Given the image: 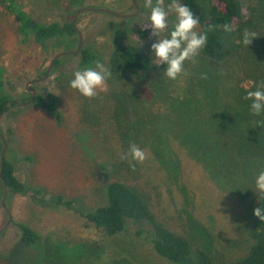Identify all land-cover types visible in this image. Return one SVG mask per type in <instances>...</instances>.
Masks as SVG:
<instances>
[{
	"label": "rangeland",
	"instance_id": "rangeland-1",
	"mask_svg": "<svg viewBox=\"0 0 264 264\" xmlns=\"http://www.w3.org/2000/svg\"><path fill=\"white\" fill-rule=\"evenodd\" d=\"M168 1L170 3V0H165V6ZM135 2L138 12L128 19L106 13L77 12L84 8H94L130 15L135 13L130 0H81L79 3L76 0H17L23 10L38 22H75V28L82 37L81 49L95 52L98 56L110 51L114 42H130L132 34L129 28L139 27L143 23L150 24V9L144 7V0ZM168 21V28L164 32L142 42L143 48L152 57L151 44L156 39L168 36L175 23V16L170 14ZM78 46L77 34L65 45L46 52L32 41L21 43L13 18L0 8V68L3 70L5 90L11 99L6 106L8 109L0 118V134L7 144L4 157L13 164L14 175L24 187L43 192V195L38 196L33 193L6 195L4 204L10 222L0 234V264H45L47 248L51 254L53 252L51 257L57 259L58 264H168L141 240L125 235L107 238L81 216V212L101 203V181L95 175L94 166L106 157L108 149L114 147L115 142L101 140L94 126L82 120L81 110L85 97L70 87L73 73L86 68L80 67V53L59 58L58 66H52L46 80L31 84L28 91L25 89L26 83L45 75L55 55L76 50ZM203 65L206 63L186 60L184 70L187 75L181 74L171 80L163 73L136 88L133 94L136 101L145 106V111L152 112L156 126L170 104L167 99L187 97L203 101L202 86L198 84V69ZM244 67V63L231 62L221 68L222 75L218 78L216 88V91H221V97H224L223 90L230 89L227 86L245 91L252 87V80L242 71ZM32 89L38 94L45 91V94L49 93L55 98L57 115L33 103L22 106L25 102L21 103L20 100L30 98ZM105 91L97 90V94ZM227 99L220 103L223 107ZM208 100L207 108L200 110L202 114H199V122H208L209 112H216L210 104L211 97ZM222 111L226 112V107ZM172 113L176 122L180 123H185L190 116V112L183 110ZM213 117L211 115V119ZM176 127L182 139L192 140L179 143L176 131L169 133L168 137L165 135L175 150V160H170L165 170H161L154 160L147 146L151 143L144 140L140 145L147 154L141 163L142 167L147 174L158 179L154 183L158 186L160 205L168 215L181 219L187 234L194 241L219 253L237 252L244 244L241 228L248 208L246 191L252 184L249 174L246 176L245 172L247 169L254 173L264 169V156L260 157L262 160L253 159L254 162L250 164L247 162L246 171L241 168L243 162L239 161L240 165L227 162L225 171L215 172L213 170L220 166L219 161L191 155L184 148V145L189 147L196 141L212 143V130L207 125L197 127L196 134L193 126L186 129L179 124ZM248 137L250 142H260L257 131ZM219 143L226 145L224 141ZM1 147L0 142V151ZM150 166H153V170L148 171ZM251 177L253 179L254 176ZM54 196H61L63 201H72L71 209L54 204ZM1 197L2 189L0 229L8 220L1 205ZM18 224L35 230L39 236L35 245L25 246L20 243ZM139 228L131 226L130 232ZM113 240L123 246L122 256H118L120 250L113 248ZM109 245H113L112 251Z\"/></svg>",
	"mask_w": 264,
	"mask_h": 264
},
{
	"label": "trees",
	"instance_id": "trees-1",
	"mask_svg": "<svg viewBox=\"0 0 264 264\" xmlns=\"http://www.w3.org/2000/svg\"><path fill=\"white\" fill-rule=\"evenodd\" d=\"M81 2V0H76ZM187 5L194 15L199 18V31L207 33V43L201 49L196 62H204L199 68L198 84L202 86L204 93L202 100L183 97L167 99L170 104L164 117L154 124L152 112L145 111L133 94L136 88L148 80H154L163 74L166 65L157 67L153 57L143 48L145 39L153 38L150 24H141L139 27L129 28L132 39L128 43L114 42L111 50L103 56L82 48L80 50V67H94L95 62L103 63L110 73L106 77V91L97 94L93 98H84L82 105V120L84 123L93 125L95 132L101 140H110L115 146L108 149V154L95 163V175L101 181V203L93 209L81 212V216L92 227L107 238L116 236H128L135 240H141L151 250L168 264H264V221H260L253 215L257 207L264 208V194L260 193L255 186V179L260 171L251 172L246 163L254 160H262L264 156V124L257 125V121H264V114L254 116L250 111V100L244 97L249 90H256V86L264 82V0H180ZM169 3V1L167 2ZM0 8L3 13L10 15L16 25V33L21 43L32 41L43 52L56 46L65 45L76 32L72 21L63 23H41L33 19L17 3V0H0ZM231 24L233 31L225 32L223 25ZM247 29L255 32L257 37L252 39L248 46L242 43V34ZM244 63V75L252 80V87L243 90L230 88L224 91H216L218 78L222 75V67L228 63ZM59 61L54 64L57 67ZM212 66V68H211ZM217 69V71H215ZM206 70V71H205ZM197 71V72H198ZM200 86V87H201ZM210 104L216 112H209L208 122H199L200 110ZM228 98L226 105L220 104ZM29 99V98H28ZM28 99L20 100L21 103ZM11 101L5 90L3 70L0 68V114L5 104ZM35 106L57 115V104L54 97L49 93L37 94L32 102ZM14 105V102H11ZM226 107V112L222 109ZM8 108H5V111ZM190 112L185 123L176 122L172 112ZM205 113V112H204ZM213 115V119H211ZM211 122L212 124H210ZM185 126L186 129L208 126L212 130V143L196 141L189 147L184 148L191 155L209 157L219 161L220 166L216 170L223 172L227 162H243V168L247 169L252 184L246 191L248 208L245 215V223L241 228L244 244L237 252L226 251L225 253L211 250L194 241L187 234L181 219L168 215L160 205L158 179L147 174L141 163L132 161L135 165L130 166L129 160H122L121 154L128 151L130 144H141L146 140L148 148L153 154L154 160L161 170L169 165L170 160H175V150L166 137L174 131L178 142H187L180 137L181 132L176 126ZM257 131L260 142H250L248 135ZM166 133V134H165ZM166 135V137H165ZM224 141L226 145L219 142ZM141 142V143H139ZM254 159V160H253ZM159 168L156 167L158 170ZM153 170V166L148 171ZM251 176H254L253 179ZM153 178V179H152ZM1 179L3 180L7 197L9 195H43L42 190L26 188L15 177L13 164L4 157ZM155 182V183H154ZM0 189L2 184L0 181ZM43 202L42 199H40ZM246 202V203H247ZM54 204L71 209L72 201H63L61 196H54ZM141 227L130 232L131 226ZM20 231L19 241L25 246H33L39 236L27 225L18 224ZM109 245L110 250H120L118 256H122L121 247L116 240ZM117 245L118 247H116ZM53 254V252H52ZM47 248L45 264H58L57 259ZM117 255V254H114Z\"/></svg>",
	"mask_w": 264,
	"mask_h": 264
},
{
	"label": "clouds",
	"instance_id": "clouds-1",
	"mask_svg": "<svg viewBox=\"0 0 264 264\" xmlns=\"http://www.w3.org/2000/svg\"><path fill=\"white\" fill-rule=\"evenodd\" d=\"M144 7L150 9L149 21L151 31L156 36L168 28V17L170 14L175 16V23L168 36L159 40L156 39L151 44L153 53L152 62L159 67L166 65L164 75L175 80L181 74L187 75L184 70V62L191 60L195 63V57L199 56L201 49L207 43V33L199 31V18L194 15L192 10L180 0H170L165 6V0H144ZM225 32L233 31L231 24L223 25ZM256 36L255 32L247 29L242 34V43L248 46ZM110 73L103 63L96 61L94 67H88L83 70H76L73 73V79L70 81V87L79 91L86 98H93L97 95V90L104 91L107 87L105 81ZM245 100H250V111L254 116L264 114V82L256 86V90L247 91ZM264 124V121H257V125ZM122 160H129L130 166L135 167L132 161L142 163L147 154L136 144H130L128 151L121 154ZM257 190L264 194V170L260 171L255 179ZM253 215L260 221H264V208L257 207Z\"/></svg>",
	"mask_w": 264,
	"mask_h": 264
},
{
	"label": "water",
	"instance_id": "water-1",
	"mask_svg": "<svg viewBox=\"0 0 264 264\" xmlns=\"http://www.w3.org/2000/svg\"><path fill=\"white\" fill-rule=\"evenodd\" d=\"M134 6V9H135V13L133 14H130V15H122V14H119V13H115L113 11H110V10H106V9H94V8H84V9H81L77 12V14L79 13H82V12H97V13H106V14H109V15H112V16H115V17H118V18H133L136 13L138 12V7H137V4L135 2V0H130ZM75 22H73V29L75 30L76 34L78 35V38H79V46L76 50H73V51H67V52H61L57 55L54 56V58L52 59L50 65L48 66L46 72H45V75L37 80H34L32 82H28L26 83L25 85V89L26 91H28V86H30L31 84H36V83H40L44 80L47 79L48 75H49V72H50V69L52 68V66H54L55 62L63 57V56H66V55H73V54H76L78 52H80L81 50V35L80 33L77 31V29L75 28ZM38 94V92L36 90H30V98L22 105V106H27L29 104H31L33 102V98ZM43 94H45V91L43 92ZM10 103V101H8L5 106H4V109L2 111V113L0 114V118L2 117V115L4 114L5 112V108L7 106V104ZM0 142L2 144V147H1V151H0V181H1V184H2V197H1V205L4 209V211L6 212L7 216H8V220L6 222V224L0 229V234L4 231V229L6 228V226L9 224L10 222V216H9V212L4 204V201H5V198H6V195H7V190H6V186L3 182V180L1 179V174H2V166H3V162H4V155H5V152H6V149H7V144H6V141L4 139V137L0 134Z\"/></svg>",
	"mask_w": 264,
	"mask_h": 264
}]
</instances>
